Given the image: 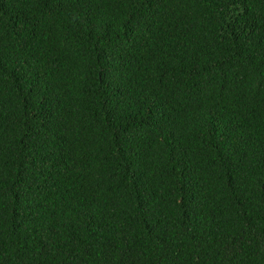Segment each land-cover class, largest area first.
<instances>
[{
	"label": "trees",
	"instance_id": "16d2710c",
	"mask_svg": "<svg viewBox=\"0 0 264 264\" xmlns=\"http://www.w3.org/2000/svg\"><path fill=\"white\" fill-rule=\"evenodd\" d=\"M0 264H264V0H0Z\"/></svg>",
	"mask_w": 264,
	"mask_h": 264
}]
</instances>
